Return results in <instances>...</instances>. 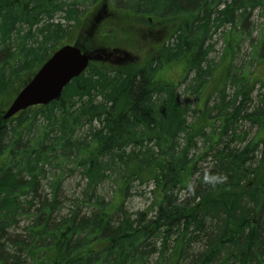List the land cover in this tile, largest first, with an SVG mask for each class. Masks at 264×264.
<instances>
[{
	"label": "trees",
	"instance_id": "obj_1",
	"mask_svg": "<svg viewBox=\"0 0 264 264\" xmlns=\"http://www.w3.org/2000/svg\"><path fill=\"white\" fill-rule=\"evenodd\" d=\"M82 3L101 7L83 49L104 13L168 37L140 67L96 65L58 101L0 113V264H264V33L251 67L234 65L264 0H0V110L84 26ZM74 173L84 185L65 210ZM136 187L150 203L132 213Z\"/></svg>",
	"mask_w": 264,
	"mask_h": 264
},
{
	"label": "rangeland",
	"instance_id": "obj_2",
	"mask_svg": "<svg viewBox=\"0 0 264 264\" xmlns=\"http://www.w3.org/2000/svg\"><path fill=\"white\" fill-rule=\"evenodd\" d=\"M102 5V0H99ZM107 1V0H103ZM99 8L100 4L98 5ZM98 7L89 9L88 3H82L78 5V9L84 13L80 15L79 23L76 27H79L82 19H86V23L82 27V25L77 28L76 30H73V32L65 39L67 44L75 43V38L77 35H79L78 42H83V35L86 33V29H89V22L88 14H91V19L95 17V15L98 12ZM116 11V10H115ZM113 9H110V12H115ZM106 13L102 14V17L98 22L96 23L95 32L93 34V37L91 40L94 39V36H96L95 40L99 44L96 46H89L86 42H84V50L88 52H93L96 49H106L108 52L111 53L113 50L118 51L117 53H123V54H117L115 55L116 60L124 59L123 62H120L121 65H123L124 70H130L133 67H140L143 64H145L151 57H150V48L153 47V44L157 41H161L162 38L165 39L167 37V28H163L162 24H158L157 28H154L153 24L147 23V21H144L145 18H137L138 21H136V24L132 26V19L133 18H125L122 15H120V19H127L130 23V26L123 24L124 22H121L120 20L118 22L110 21V18L105 15ZM130 15V11L127 13ZM133 17V15H130ZM135 18V17H134ZM56 21H61V14L57 15L55 17ZM104 20V23H103ZM113 25L111 26V23ZM251 23L253 29L250 30V40H244L243 43L240 45L239 53L237 54V59L234 61V65L236 66V69L243 70L244 68L251 67V63H253V54L255 51V47L257 46L258 42L261 40L263 33H264V13L255 11L252 18ZM106 26V28H110V36H107L106 29H103V27ZM82 27V28H81ZM81 28V29H80ZM230 27H226L223 30V33H227L229 31ZM104 30V31H103ZM156 31V32H155ZM104 32V34H103ZM78 33V34H77ZM162 37V38H160ZM211 44L213 46V50L208 56V59L213 62H219V58L222 55L223 51V40L221 33L215 34L211 39ZM81 46V43H79ZM153 53V49L151 51V54ZM262 53H264V44L262 47ZM127 55V56H126ZM253 57V58H252ZM264 57V55H263ZM118 64V63H117ZM257 66V65H256ZM256 73L258 76H262L264 73V67L258 65L256 68ZM208 91V90H207ZM210 93L211 98L210 100H213L215 96H212L213 91L206 92L203 96L206 97ZM179 94L182 97V89L179 90ZM187 95H185L186 97ZM188 97V96H187ZM193 103V101H192ZM4 106L1 108L0 113H3L7 110L8 103H3ZM201 105V103H200ZM202 106V105H201ZM201 108V107H200ZM66 182L64 185V194L66 197L64 208L65 210L73 204L74 200L78 198V196L81 193L82 186L84 185V182L81 180L80 176L76 173L68 176L66 178ZM149 189H145L144 187H136L132 190L130 197L126 200V208L129 212H136V211H142L145 210L146 207L150 203V196L148 191ZM113 191V185L109 182H106L101 187H99V193L105 197V199H110ZM23 223L20 224L22 226Z\"/></svg>",
	"mask_w": 264,
	"mask_h": 264
},
{
	"label": "water",
	"instance_id": "obj_3",
	"mask_svg": "<svg viewBox=\"0 0 264 264\" xmlns=\"http://www.w3.org/2000/svg\"><path fill=\"white\" fill-rule=\"evenodd\" d=\"M92 56L77 45H66L55 51L15 97L2 119L34 106H47L58 101L65 87L87 68Z\"/></svg>",
	"mask_w": 264,
	"mask_h": 264
},
{
	"label": "flooded vegetation",
	"instance_id": "obj_4",
	"mask_svg": "<svg viewBox=\"0 0 264 264\" xmlns=\"http://www.w3.org/2000/svg\"><path fill=\"white\" fill-rule=\"evenodd\" d=\"M151 25H153V23H151ZM156 25H158V24H156ZM156 27L157 26H155V28ZM167 37H168V33H167ZM167 37H165V39ZM160 38H162V37H160ZM165 39L162 38L161 41H157V42H155V44H153V47L150 48V57L153 55V53H155V51H157L161 47V45L163 44V41ZM152 49H153V53L151 54ZM104 50L105 51H102V53H101L102 56L99 55V57H94L95 58L94 59L95 61H100V62L102 61V62H104L105 67L108 68V69H112V70H113V66L114 65H117V63L119 64L117 66L123 67V65H121L120 62H123L124 59L116 60V57H115L114 54H112V52L111 53H107L108 51H106V49H104ZM119 54H123V53H120L119 52Z\"/></svg>",
	"mask_w": 264,
	"mask_h": 264
}]
</instances>
